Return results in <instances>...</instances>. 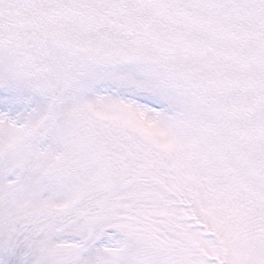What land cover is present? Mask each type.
<instances>
[{
    "label": "snow or ice",
    "instance_id": "6c2138e0",
    "mask_svg": "<svg viewBox=\"0 0 264 264\" xmlns=\"http://www.w3.org/2000/svg\"><path fill=\"white\" fill-rule=\"evenodd\" d=\"M0 264H264V0H0Z\"/></svg>",
    "mask_w": 264,
    "mask_h": 264
}]
</instances>
